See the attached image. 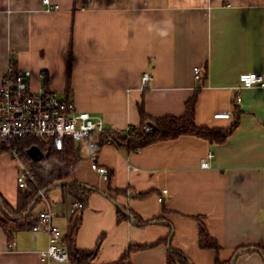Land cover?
Listing matches in <instances>:
<instances>
[{
    "label": "crops",
    "instance_id": "obj_1",
    "mask_svg": "<svg viewBox=\"0 0 264 264\" xmlns=\"http://www.w3.org/2000/svg\"><path fill=\"white\" fill-rule=\"evenodd\" d=\"M52 1L59 8L48 9L43 0H0V85L13 59L31 71L33 88L45 85L119 130L141 121V104L152 118L182 115L195 93L199 125L226 127L241 111L240 124L222 143L184 134L129 154L103 145L98 164L109 179L91 167L80 144L86 155L76 164L77 179L96 190L76 247L99 245L93 264H116L131 245L140 248L129 264H168L170 246L193 264L227 261L243 245L264 247V86L245 88L235 100L242 72L264 76V0ZM195 66L206 71L203 79L195 77ZM146 71L154 79L142 89ZM229 110V118L214 116ZM18 172L16 160L0 152V193L13 206ZM57 186L59 198L46 197L65 236L74 200ZM45 208L43 199L36 212ZM119 211L127 217L119 219ZM133 214L153 222L142 226ZM199 221L220 243L218 252L200 246ZM47 246L44 231H17L10 243L0 226V264H74L43 261ZM233 264H264V258L243 251Z\"/></svg>",
    "mask_w": 264,
    "mask_h": 264
},
{
    "label": "trees",
    "instance_id": "obj_2",
    "mask_svg": "<svg viewBox=\"0 0 264 264\" xmlns=\"http://www.w3.org/2000/svg\"><path fill=\"white\" fill-rule=\"evenodd\" d=\"M206 74L205 71L201 79ZM43 77H46V74ZM196 102L197 93L187 100L186 109L182 115H164L153 118L145 111L144 105L141 104L139 107L141 121L138 124L129 125L123 130L105 126L107 132L100 136L96 149L99 152L101 147L106 144L108 136H111L114 144L126 154L151 143L177 138L184 134H193L207 138L214 143H222L240 124L241 111L237 110L235 111L234 120L229 126L210 127L199 125L196 121ZM146 125L150 126L149 130L146 129ZM16 144L20 146L21 158L31 170L33 180H28L25 188L20 189L18 192L16 206L11 205L0 193V226L7 233L9 242H14L17 231L32 230L38 221V214L41 210L36 212V208L43 201V197L39 195L40 190L47 189L46 192H48L54 186L60 185L64 198H70L81 203V206L72 213L69 221V234L63 238L69 249L70 260L74 264H93L99 245L95 249L84 250L77 248L75 242L76 234L81 225L83 210L87 207L91 194L96 190L94 186L77 179L76 164L86 155L84 147L77 144L71 137L65 138L62 149L56 148L52 140L34 137H24ZM32 145H38L44 152L45 155L41 160L35 161L28 154L27 150ZM133 216L142 226L153 222L151 220H142L138 215L133 214ZM126 217V213L119 211V219ZM199 224L200 246L213 248L218 252L221 249L218 240L210 234L204 221H199ZM171 236L172 234H170L169 238ZM139 248V246L131 245L116 264H129L132 253ZM239 249L243 251H259L263 252L264 255V247L260 245H243L236 252ZM234 255L227 261L217 259V264H233ZM166 261L168 264H193L184 252L171 246L167 252Z\"/></svg>",
    "mask_w": 264,
    "mask_h": 264
},
{
    "label": "built area",
    "instance_id": "obj_3",
    "mask_svg": "<svg viewBox=\"0 0 264 264\" xmlns=\"http://www.w3.org/2000/svg\"><path fill=\"white\" fill-rule=\"evenodd\" d=\"M48 9L59 8L58 3L52 0H43ZM195 77L200 79L203 74L201 66L194 67ZM31 71L19 69L11 59L5 70L0 85V151L8 152L18 163L19 172L17 184L19 189H24L28 180H33V174L21 158L20 146L16 143L24 137H34L52 140L55 147L62 149L65 138L71 137L77 143L85 145L89 150L88 158L91 167L109 179L107 167L98 164V151L96 145L101 135L106 134L103 120L94 117L88 111H80L72 100L60 97L54 91L41 85L33 88L30 83ZM45 74L41 72V76ZM154 74L146 71L141 77V88L145 89L153 81ZM239 84L236 88L235 100L241 101V93L245 88L254 85L264 86V76L256 71L242 72L239 75ZM232 111H218L214 114L217 118H229ZM149 130L150 126L146 125ZM106 144H114L113 138L108 136ZM213 156L209 152V157ZM129 168L136 169L130 162ZM203 167H208L207 160L202 162ZM167 193V189H163ZM46 208L38 214V221L33 226V231H44L48 236V246L41 251L43 261H68L70 253L64 243L63 230L56 220V214L46 197L40 190ZM134 194V192H131ZM162 199V197H161ZM81 203L73 201L69 208L72 214Z\"/></svg>",
    "mask_w": 264,
    "mask_h": 264
},
{
    "label": "water",
    "instance_id": "obj_4",
    "mask_svg": "<svg viewBox=\"0 0 264 264\" xmlns=\"http://www.w3.org/2000/svg\"><path fill=\"white\" fill-rule=\"evenodd\" d=\"M28 154L35 160L39 161L44 157V152L41 150V148L38 145H32L31 147L28 148ZM44 193H46L47 189L42 190ZM40 195V194H39ZM243 252L242 249H239L235 255H234V260L237 258V256ZM263 255V252H260ZM264 258V255H263Z\"/></svg>",
    "mask_w": 264,
    "mask_h": 264
},
{
    "label": "rangeland",
    "instance_id": "obj_5",
    "mask_svg": "<svg viewBox=\"0 0 264 264\" xmlns=\"http://www.w3.org/2000/svg\"><path fill=\"white\" fill-rule=\"evenodd\" d=\"M50 190L52 192H50ZM50 190L47 192V194L50 196V198H51L50 200H52L54 202V200H57L59 198V195H58L59 192L58 191H60V187L59 186H54Z\"/></svg>",
    "mask_w": 264,
    "mask_h": 264
}]
</instances>
